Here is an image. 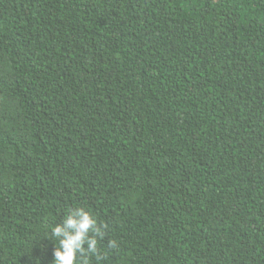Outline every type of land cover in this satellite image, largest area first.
<instances>
[{
  "label": "trees",
  "instance_id": "trees-1",
  "mask_svg": "<svg viewBox=\"0 0 264 264\" xmlns=\"http://www.w3.org/2000/svg\"><path fill=\"white\" fill-rule=\"evenodd\" d=\"M76 208L88 264H264V0H0V264Z\"/></svg>",
  "mask_w": 264,
  "mask_h": 264
},
{
  "label": "clouds",
  "instance_id": "clouds-1",
  "mask_svg": "<svg viewBox=\"0 0 264 264\" xmlns=\"http://www.w3.org/2000/svg\"><path fill=\"white\" fill-rule=\"evenodd\" d=\"M106 225L98 223L97 218L83 208L69 209L62 224L50 228L54 243L52 264H88L89 254L96 256L98 238L102 237ZM110 248H115V241H109Z\"/></svg>",
  "mask_w": 264,
  "mask_h": 264
}]
</instances>
